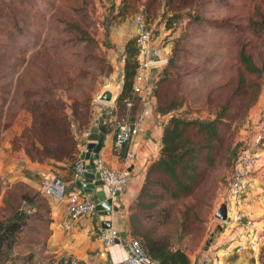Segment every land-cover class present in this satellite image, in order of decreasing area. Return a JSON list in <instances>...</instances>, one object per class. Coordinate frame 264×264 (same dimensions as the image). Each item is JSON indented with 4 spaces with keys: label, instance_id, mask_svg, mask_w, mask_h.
I'll return each instance as SVG.
<instances>
[{
    "label": "trees",
    "instance_id": "trees-1",
    "mask_svg": "<svg viewBox=\"0 0 264 264\" xmlns=\"http://www.w3.org/2000/svg\"><path fill=\"white\" fill-rule=\"evenodd\" d=\"M161 1L144 3L141 14L147 25L158 16V2ZM174 1H166L165 14L170 17L169 23L180 16L194 22H209L192 10L187 12V17L184 16L183 8L173 6ZM202 1L196 0V3L200 5ZM129 4V0L124 1L120 15L138 11V5L129 7ZM249 27L258 34H264V9L260 5L256 6L254 16L249 19ZM72 29L78 33L80 41L88 46L96 45V39L78 24H72ZM182 37L177 39L174 53L178 52ZM246 47L243 43L239 50L242 68L232 92L225 101L219 96L216 110H213V99L207 102V107L214 112L213 117L190 115L189 99L181 90L182 76L174 69L173 60L162 68L156 86L151 90L153 112L170 116L164 125L160 155L149 167L137 202L131 208L130 233L142 241L148 254L158 259L160 264H191L183 246L184 240L190 234L197 237L205 234L209 213L214 208V200L223 181L220 166L230 170L231 174L239 155L240 150L237 153L233 142V122L238 116L232 112V105L240 111L243 102L237 99L248 90L251 100L244 109L250 107L260 94L261 84L249 82V76L263 78L264 74V63L257 61ZM123 57L124 83L118 101V117L134 119L142 103L141 96L134 91L135 78L142 63L135 39L127 42ZM103 62L112 72V64ZM190 75L187 74L188 77ZM57 88L54 83L37 84L32 88V93L25 98L26 103L31 95L33 98L23 105L27 124L11 143L14 150L24 151L34 162L50 165L56 175L59 169L68 170L70 180L75 184L73 176L80 158V140L75 126L85 132L91 128L94 98L82 92L83 99L67 102L56 97ZM129 102L131 106H128ZM5 103L0 90V136L5 129ZM183 108H187V114L175 113ZM125 152L126 147L121 149L120 155L124 157ZM3 181L0 176V194ZM52 222L50 202L42 190L22 181L9 185L0 204V264L15 260L17 248H23L24 254L28 253L27 262L45 253L52 234ZM53 264H62V260Z\"/></svg>",
    "mask_w": 264,
    "mask_h": 264
},
{
    "label": "rangeland",
    "instance_id": "rangeland-1",
    "mask_svg": "<svg viewBox=\"0 0 264 264\" xmlns=\"http://www.w3.org/2000/svg\"><path fill=\"white\" fill-rule=\"evenodd\" d=\"M124 1L0 0V90L6 100L3 108L5 129L0 136V148L7 138H10L11 143L13 137L20 135L27 124L23 105L33 98L31 95L26 103V96L32 93V88L37 84L54 83L58 87L56 97L67 102L83 99L81 93L86 92L85 96L93 97L94 103L102 87L110 82V75L118 71L127 42L136 40L134 16L141 14L144 3L148 0H129V7L138 5V11L120 15V7ZM166 1L158 2V16L151 24L148 23L152 41L165 59L159 64V68L162 69L173 60L174 69L182 76L181 82L200 80L202 84H191L190 81V85L208 86L211 92L207 97V91L205 95L196 92L199 96L195 95L194 100L184 93L189 99L192 117H213L214 112L207 107V102L210 98L213 99V110H216L215 104L218 105L219 96L225 101V97L232 92L242 68L239 59L242 44L246 43L247 51L257 61L264 63V34H258L249 27V19L254 16L256 6L260 5L264 9V0H203L200 5L196 0H175L173 6L182 7L184 16L187 17V12L192 10L209 22H194L180 16L172 23L168 22L170 17L165 14ZM72 24H78L87 30L96 39V45L88 46L80 41ZM181 36L179 50L174 53V46ZM103 60L112 64V72L108 71ZM157 69H153L152 73L156 74ZM187 74H191L192 78ZM249 82H258L261 90L250 107L244 109L251 100L248 90L237 99L243 102L240 111H236V106L232 105V112L236 113L235 117L238 116L234 117L233 122V142L237 153L252 141L259 123L264 120V74L263 78L250 75ZM202 96L206 98L205 102L202 100L203 104H198ZM68 110L71 111L70 108ZM175 113L187 114V108ZM13 128H18V132H14ZM261 148L263 152L264 145ZM12 149L14 150L13 145ZM262 167L260 162L251 173L247 188L250 178L258 175L264 191ZM220 169L223 181L220 182L214 208L208 216L211 220H216L214 224L222 226L220 231L212 226L216 233L214 237H218L221 231H226L223 222L216 219L213 213L228 195L230 170H224L221 166ZM4 186L3 181L1 188L4 189ZM261 219L254 218V221ZM228 234L230 238L226 247L232 243L231 233ZM23 251V248H17L14 253L16 259L4 264H42L44 253L27 262L28 253L24 254ZM250 253V264H264V245L258 251Z\"/></svg>",
    "mask_w": 264,
    "mask_h": 264
},
{
    "label": "crops",
    "instance_id": "crops-1",
    "mask_svg": "<svg viewBox=\"0 0 264 264\" xmlns=\"http://www.w3.org/2000/svg\"><path fill=\"white\" fill-rule=\"evenodd\" d=\"M154 67L148 69H140V73L144 75L146 86L154 90L156 81L162 69L156 70V74L152 73ZM124 57L119 62L118 71L114 75L124 83ZM155 72V71H154ZM152 75V76H151ZM189 78H192L190 75ZM152 79V80H151ZM191 84H202L200 80H186L182 81L181 90L186 92L194 100L201 92L206 97L209 94V88L199 85L194 86ZM200 99L198 104H203L206 98ZM203 100V101H202ZM144 103H141L136 110L139 114L144 108ZM109 110H114L118 114L119 106L118 101L113 104L95 102L94 100V119L92 126L97 120L106 114L105 119L108 125V132L105 135L103 147L100 151V159L104 164L114 169H122L125 167L124 157L120 155L121 148L115 145V117L110 115ZM168 115H162L156 111L145 120V130L140 135L136 136L133 140V147L136 152L135 159L130 166L131 179L128 182L125 190L121 193V202L116 205L119 206V211L115 213L112 218V229L118 231L122 245H117L109 250L105 248L101 239L102 220L98 212L94 214H87L77 220H69L67 210V196L63 199L48 196L51 211H52V234L48 241L47 251L42 258V264H53L66 257L77 258L84 261L86 264H101L103 262L119 261L126 255V242L133 238L130 233V215L131 208L137 202L138 195L144 185L147 177L149 167L152 162L160 155L162 148V138L164 125L167 122ZM76 124H74L75 126ZM91 129V128H90ZM14 132H18V128H13ZM75 132L80 140V157L85 150L84 142L88 138L85 137V131H81L75 126ZM0 148V176L4 180V189L1 190L0 204H2L3 195L7 187L15 182H26L41 190V181L46 174H50L56 178H60L64 182L67 192L81 191L82 188L76 187L70 180L68 170H57L56 175L52 171V167L47 164L34 162L28 157L24 151H14L10 143V138L4 140ZM7 151V152H6ZM87 163L90 160H86ZM261 165H263L261 172L264 173V151L261 152ZM248 188L242 194V208L245 214V221L254 220V218H262L264 220V191L261 188V181L258 175H253ZM236 210L233 203H230V214ZM215 212V210H214ZM213 212V213H214ZM210 220V223H209ZM216 221V220H214ZM208 217L206 232L203 236L197 237L190 234L183 243L186 248L191 264H250V249H237L233 250L228 255H224L223 251L226 247V242L230 238L229 232L221 231L218 237L212 228L216 227L220 231L218 223ZM71 224V228H67V224ZM232 237V236H231ZM238 243H231V246H237ZM254 252V251H252Z\"/></svg>",
    "mask_w": 264,
    "mask_h": 264
},
{
    "label": "built area",
    "instance_id": "built-area-1",
    "mask_svg": "<svg viewBox=\"0 0 264 264\" xmlns=\"http://www.w3.org/2000/svg\"><path fill=\"white\" fill-rule=\"evenodd\" d=\"M134 22L137 26L136 44L140 51L141 67L140 69H148L158 67V65H150L146 59V52L152 42V32L148 27L146 20L142 14L134 16ZM134 91L141 96L144 103L142 111L136 115L134 119L130 117H118L114 110H109L110 115H114L115 119V145L123 149L126 147L124 155L125 167L122 169H114L104 164L103 160H99L98 170L101 172L102 179L108 185L111 196L115 198L116 193H122L131 179L130 166L132 165L136 152L133 147V140L145 130V120L153 113L151 89L145 84V78L142 73H138L134 82ZM132 103L129 102L128 106ZM90 129L85 132V137L90 135ZM264 145V120L259 123L257 131L252 137V141L241 148L239 155L235 161L233 170L228 181L227 198L230 203L236 207L235 212L230 214L227 222H223V227L231 233L232 243H238L237 246L231 244L224 248L223 254L228 255L235 248L250 249L254 252L258 251L264 245V220L245 221V214L242 208V194L247 189L248 178L251 173L260 165L262 146ZM87 164V162H86ZM85 163L81 157L76 162L73 176V182L86 171ZM56 177L46 174L41 181V190L49 196L65 198L67 196V210L69 220H77L87 214H94L97 211L98 204L95 200L88 197L81 191L67 192L65 186L55 182ZM67 228H71V224H67ZM111 236L106 229L101 230V239L105 248L108 250L114 246L122 245L119 233L115 229H111ZM119 240V242H117ZM126 255L119 261L103 262L101 264H160L158 259L151 257L145 250L142 241L139 238H131L126 242ZM62 264H86L77 258L66 257L62 259Z\"/></svg>",
    "mask_w": 264,
    "mask_h": 264
},
{
    "label": "water",
    "instance_id": "water-1",
    "mask_svg": "<svg viewBox=\"0 0 264 264\" xmlns=\"http://www.w3.org/2000/svg\"><path fill=\"white\" fill-rule=\"evenodd\" d=\"M146 59L150 65H159L165 61L164 55L158 50L154 41L148 47ZM110 79V82L104 85L96 96L95 102L113 104L119 101L123 83L114 74L110 75ZM106 117L107 115L103 114L97 120L96 124L90 129L91 134L88 136L87 141L83 143L85 150L81 154V159H83L87 170L75 181V185L78 188H82L88 197L96 201L98 204L97 212L102 220V227L111 236L112 218L120 209L116 204L121 202V193L117 192L115 198H113L110 188L104 182L101 172L98 170L100 151L103 147L105 135L108 132V125L105 122ZM86 160H90V162L86 164ZM55 182L62 186L64 185V182L59 178H56ZM214 217L221 222L229 220L230 202L228 199L219 204V207L214 212ZM219 229H222L221 225H219Z\"/></svg>",
    "mask_w": 264,
    "mask_h": 264
},
{
    "label": "bare ground",
    "instance_id": "bare-ground-1",
    "mask_svg": "<svg viewBox=\"0 0 264 264\" xmlns=\"http://www.w3.org/2000/svg\"><path fill=\"white\" fill-rule=\"evenodd\" d=\"M97 212V211H96Z\"/></svg>",
    "mask_w": 264,
    "mask_h": 264
}]
</instances>
